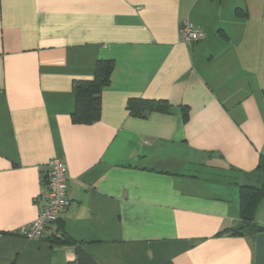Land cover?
Wrapping results in <instances>:
<instances>
[{
	"label": "crops",
	"instance_id": "crops-1",
	"mask_svg": "<svg viewBox=\"0 0 264 264\" xmlns=\"http://www.w3.org/2000/svg\"><path fill=\"white\" fill-rule=\"evenodd\" d=\"M183 21L204 38L184 44ZM98 60L99 120L75 124L73 82ZM139 98L171 111L132 117ZM263 152L264 0H0V264L77 263V247L96 264H254V236L221 232ZM57 156L69 206L26 240Z\"/></svg>",
	"mask_w": 264,
	"mask_h": 264
},
{
	"label": "trees",
	"instance_id": "trees-1",
	"mask_svg": "<svg viewBox=\"0 0 264 264\" xmlns=\"http://www.w3.org/2000/svg\"><path fill=\"white\" fill-rule=\"evenodd\" d=\"M112 71L113 63L111 60H98L95 64L92 79L73 82V92L75 94V106L72 114L73 123L91 124L99 120L101 93L109 85ZM126 108L130 116L144 119L152 112L170 113L172 105L162 99L139 98L130 99ZM253 178L252 185H241L239 187V223L221 233L251 235L254 237L264 233V227L254 220L257 206L264 198V152L259 155ZM49 241L55 245H75L71 237L66 234L53 235ZM75 250L77 263L68 264H96L79 247Z\"/></svg>",
	"mask_w": 264,
	"mask_h": 264
},
{
	"label": "built area",
	"instance_id": "built-area-1",
	"mask_svg": "<svg viewBox=\"0 0 264 264\" xmlns=\"http://www.w3.org/2000/svg\"><path fill=\"white\" fill-rule=\"evenodd\" d=\"M204 38L203 30L183 21L180 27V39L186 45H194ZM45 187L39 196L41 204L37 217L22 226L18 234L26 240H41L46 232L57 223L60 214L69 206L67 196L68 177L66 165L60 157H54L46 165Z\"/></svg>",
	"mask_w": 264,
	"mask_h": 264
},
{
	"label": "water",
	"instance_id": "water-1",
	"mask_svg": "<svg viewBox=\"0 0 264 264\" xmlns=\"http://www.w3.org/2000/svg\"><path fill=\"white\" fill-rule=\"evenodd\" d=\"M256 258L254 264H264V233L255 237Z\"/></svg>",
	"mask_w": 264,
	"mask_h": 264
}]
</instances>
